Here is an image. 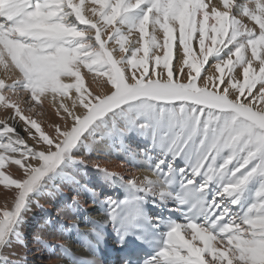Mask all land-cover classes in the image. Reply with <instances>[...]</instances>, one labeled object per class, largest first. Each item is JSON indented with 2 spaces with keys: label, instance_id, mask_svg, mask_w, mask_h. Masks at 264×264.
<instances>
[{
  "label": "snow or ice",
  "instance_id": "1",
  "mask_svg": "<svg viewBox=\"0 0 264 264\" xmlns=\"http://www.w3.org/2000/svg\"><path fill=\"white\" fill-rule=\"evenodd\" d=\"M0 67V264H28L33 206V242L71 256L43 230H75L92 253L72 264H96L108 224L151 249L139 264H264V0H0ZM130 136L150 176L93 161L122 198L81 181L91 153ZM83 195L106 217L84 230L41 203L79 215Z\"/></svg>",
  "mask_w": 264,
  "mask_h": 264
},
{
  "label": "bare ground",
  "instance_id": "2",
  "mask_svg": "<svg viewBox=\"0 0 264 264\" xmlns=\"http://www.w3.org/2000/svg\"><path fill=\"white\" fill-rule=\"evenodd\" d=\"M161 42H162V35H161ZM160 54L162 55V51ZM4 78H5V69L3 67H0V79H4ZM7 82H10V80ZM89 82H90V77H89ZM44 105H45V110L47 112L46 117H48V119L47 121H40V122H42V127L47 129L49 122L53 120L52 118L55 117L53 116L54 109L51 108L50 104L48 102H45ZM3 115H4V110L0 109V118H3ZM22 133L23 132H21V135ZM125 144L127 151L121 150L119 145L105 144L101 146V148L98 151H94L93 153L90 154V156L88 157L90 158V161L87 167L83 168L81 171V173L87 175L86 177L87 180H90V185L99 183L100 191L112 194L117 198L120 196V192L118 193V191L115 189L107 188L105 187L104 184L101 183L102 173L96 171L92 167V162L93 161L99 162L101 167L107 168L109 171L119 173L123 175L125 179H130V178L142 179L145 175L150 176V173L147 170L146 163L139 155L140 150L143 147L142 140L135 136H130L125 141ZM133 154L136 157L135 159L132 158ZM11 203H12V195L10 194L9 190H6L3 188V186H0V208L5 207V205L11 206ZM41 203L45 205V209L47 210L48 213H53V211H55L56 217L53 218L61 219V215H62L63 216L62 223L64 225L68 226L73 222H75L76 224L80 225L81 230H84L86 227L89 226L85 223L86 219L97 220L100 222H104L106 219V217L102 213L99 204L98 203L93 204L92 200H89L87 205L83 204V207L85 209H88V211L82 212L79 215L71 214V213H62L58 215L57 210L61 206V201L59 198L55 200L42 199ZM150 208H152L151 205L148 206V211L149 214L152 215ZM44 215L45 212H42L40 209L36 208L35 206H33L32 210L29 213H27V221H28L27 225L31 227V231H33V233L40 231L38 228V223L41 221V218ZM110 225L111 224H108L107 228L110 232H112ZM43 237L49 245L64 244L65 247L71 253L70 257H66L60 254V250L58 248L52 249V248H44L41 246L42 248L40 249V252H42L43 254L42 257L46 255H50V257L47 259L46 262L48 264H72V259H71L72 257H75L77 259L93 258L92 253H90L81 243H79L76 240L77 234L75 230H70L67 232V234L61 235L50 229H44ZM111 238L112 237H110L108 234L105 233L104 242L107 245H109L112 249L116 250L115 249L116 246L112 242ZM38 246L39 244L33 242L32 240L31 247L29 249L34 250L33 247H38ZM98 251L99 252L95 254L96 264H122L119 261L117 262V258H116L117 255L113 256L109 252H105L103 250L102 244L100 245ZM34 255L35 253H28L27 259H31L32 257H34ZM113 260L114 262H112ZM27 261L30 264H35L34 262H30L29 260Z\"/></svg>",
  "mask_w": 264,
  "mask_h": 264
},
{
  "label": "rangeland",
  "instance_id": "3",
  "mask_svg": "<svg viewBox=\"0 0 264 264\" xmlns=\"http://www.w3.org/2000/svg\"><path fill=\"white\" fill-rule=\"evenodd\" d=\"M37 112H41L42 114L41 115H34V118L37 119L38 121H47L48 117H46L47 115V112L45 110V105H44V108L43 109H40V108H37L36 110ZM27 115V113H25ZM53 117V116H51ZM52 119H55V118H52ZM22 135H25L24 133H22ZM135 139V138H134ZM134 141V140H132ZM88 161H90V158H88ZM83 173L80 174V179L82 182H85V183H89V186L93 187V188H97V190H99L100 188V184H94V185H90V180H87V175H85ZM89 181V182H88ZM98 185V186H97ZM103 192V191H102ZM82 203L84 205H87L88 204V201L91 200L90 199V196L88 195H83L82 198ZM152 209V208H150ZM52 217H56L55 216V211H53V213H50ZM58 219V218H56ZM26 228H27V233H28V246H27V249L25 250L26 253H35L34 257H32L31 259H27L29 260L30 262H34L35 264H48L46 263L47 262V259L50 257V255H46V256H43L42 257V252H40V249L42 248L41 245L39 244L38 247H33L34 250H30L29 248L31 247V243H32V234H33V231H31V227L29 225H26ZM36 258V259H35ZM52 258V257H51ZM46 259V260H45ZM42 261V262H41ZM28 264H30L28 262Z\"/></svg>",
  "mask_w": 264,
  "mask_h": 264
}]
</instances>
